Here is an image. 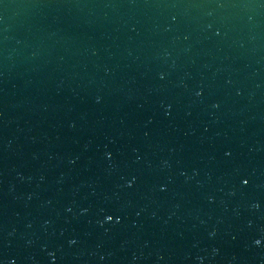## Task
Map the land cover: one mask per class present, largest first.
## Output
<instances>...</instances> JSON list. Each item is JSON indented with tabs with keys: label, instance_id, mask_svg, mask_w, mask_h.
<instances>
[{
	"label": "water",
	"instance_id": "1",
	"mask_svg": "<svg viewBox=\"0 0 264 264\" xmlns=\"http://www.w3.org/2000/svg\"><path fill=\"white\" fill-rule=\"evenodd\" d=\"M0 264H264V0H0Z\"/></svg>",
	"mask_w": 264,
	"mask_h": 264
},
{
	"label": "snow or ice",
	"instance_id": "2",
	"mask_svg": "<svg viewBox=\"0 0 264 264\" xmlns=\"http://www.w3.org/2000/svg\"><path fill=\"white\" fill-rule=\"evenodd\" d=\"M243 183H244V185L246 186V185L248 184V180L245 179V180L243 181ZM128 186L131 187V186H132V182H129ZM113 219H114V217H113L112 215H108V216L106 217V220L109 221V222H111ZM258 243H259V242H258Z\"/></svg>",
	"mask_w": 264,
	"mask_h": 264
}]
</instances>
